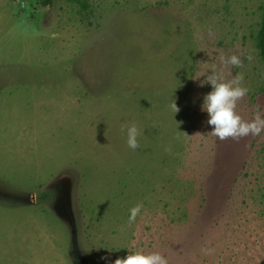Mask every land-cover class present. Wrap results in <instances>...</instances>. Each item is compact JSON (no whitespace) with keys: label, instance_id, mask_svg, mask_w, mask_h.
Masks as SVG:
<instances>
[{"label":"rangeland","instance_id":"obj_1","mask_svg":"<svg viewBox=\"0 0 264 264\" xmlns=\"http://www.w3.org/2000/svg\"><path fill=\"white\" fill-rule=\"evenodd\" d=\"M263 5L0 0V264H264V132L220 140L204 107L242 74L264 119Z\"/></svg>","mask_w":264,"mask_h":264},{"label":"clouds","instance_id":"obj_2","mask_svg":"<svg viewBox=\"0 0 264 264\" xmlns=\"http://www.w3.org/2000/svg\"><path fill=\"white\" fill-rule=\"evenodd\" d=\"M249 60L252 57H248ZM224 64L239 67L241 60L236 55L224 59ZM243 75L237 76L236 80L231 83H216L214 91L209 93L206 97L205 110L208 112L210 119L208 123L214 125L211 134L218 137L220 140L232 138L238 140L241 137H246L249 134L259 136L264 132V119L259 115L255 117L252 122L243 121L242 118L236 114V103L242 99L248 89L241 87L240 82L243 80ZM235 84V87L233 86ZM173 110L176 112L178 109L175 104L172 105ZM140 135L139 130L135 125L127 128V143L133 150L139 147L137 137ZM141 212V205H137L130 210L129 224L135 222L137 216ZM114 264H168L167 259L160 253H133L124 258H117Z\"/></svg>","mask_w":264,"mask_h":264},{"label":"trees","instance_id":"obj_3","mask_svg":"<svg viewBox=\"0 0 264 264\" xmlns=\"http://www.w3.org/2000/svg\"><path fill=\"white\" fill-rule=\"evenodd\" d=\"M47 3H51V0H47ZM261 10V21L259 23V30L256 35V47L259 51V56L264 62V5L260 8Z\"/></svg>","mask_w":264,"mask_h":264}]
</instances>
